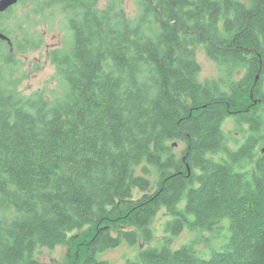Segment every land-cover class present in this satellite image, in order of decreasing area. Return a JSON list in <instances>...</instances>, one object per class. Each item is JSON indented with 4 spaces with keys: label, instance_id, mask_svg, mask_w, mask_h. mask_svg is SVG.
Instances as JSON below:
<instances>
[{
    "label": "trees",
    "instance_id": "trees-1",
    "mask_svg": "<svg viewBox=\"0 0 264 264\" xmlns=\"http://www.w3.org/2000/svg\"><path fill=\"white\" fill-rule=\"evenodd\" d=\"M53 2L71 31L51 53L60 94L23 95L0 64V264H40L39 247L82 228L75 260L113 264L98 253L149 244L162 208L168 235L127 264H264V0H137L133 14L125 0ZM199 48L217 78L200 81ZM228 116L250 125L236 149ZM172 141L186 144L179 158ZM143 162L159 173L151 192L135 172ZM134 188L119 221L130 229L117 228ZM226 218L230 238L209 258L193 242L172 247L183 229Z\"/></svg>",
    "mask_w": 264,
    "mask_h": 264
},
{
    "label": "rangeland",
    "instance_id": "rangeland-1",
    "mask_svg": "<svg viewBox=\"0 0 264 264\" xmlns=\"http://www.w3.org/2000/svg\"><path fill=\"white\" fill-rule=\"evenodd\" d=\"M51 2L52 0H23L21 5L14 7L11 12L4 14L1 18L5 20L1 21V24L8 25L10 32L9 35H6L10 37L11 42L8 41V45L0 42V53L8 67L14 71V77L19 80L16 87L17 92L23 95L41 91L47 96L55 97L65 88V83L57 76L56 67L47 49L54 45L67 46L71 41V31L62 10L53 4L51 6ZM125 5L130 14L136 12L137 0H125ZM32 11L35 13L27 15ZM196 58L201 66L200 81L218 77V68L204 49L199 48L197 50ZM261 87L264 90V81ZM257 111L264 115V102L258 106ZM223 130L227 136L225 146L229 149H236L251 132L247 121L245 119L237 121L235 116L226 117L223 122ZM260 132L264 135V130H260ZM170 143L173 144L172 152L176 157H181L185 149V142L172 141ZM135 172L136 175L149 178L151 182L150 192L158 186L159 173L155 167L147 162L135 166ZM141 193L138 188H134L132 197L119 201L120 214L117 213L113 218L117 228L130 229L128 225L119 222L122 221L120 217L127 206L133 203ZM185 204V199H182L178 206L183 208ZM170 219L172 216L168 214L167 210L165 208L160 209L151 225L154 231V239L149 244L143 242L142 239H140L138 246L124 241L115 248H108L99 252L97 257L109 259L113 264H127V260L135 259L143 247L161 245L168 235L166 225ZM229 226L230 221L226 218L224 221L215 224L212 229L191 230L185 228L172 238V247L175 249L193 242L199 255L203 258H209L212 253L221 251L228 242L231 235ZM85 229L69 232L65 241L55 247H39L36 256L40 264H80L79 261L75 260L77 244L74 240ZM113 233L117 234L116 231Z\"/></svg>",
    "mask_w": 264,
    "mask_h": 264
},
{
    "label": "flooded vegetation",
    "instance_id": "flooded-vegetation-1",
    "mask_svg": "<svg viewBox=\"0 0 264 264\" xmlns=\"http://www.w3.org/2000/svg\"><path fill=\"white\" fill-rule=\"evenodd\" d=\"M22 1L23 0H19L17 3H15L14 5H12L10 8H14V7H16V6H19V5H21L22 4ZM52 4L54 5V6H56L57 7V5L53 2V0H52V2H51V6H52ZM0 13H2V16H1V18H3V16H4V14L6 13V11L5 12H0ZM1 21H4V20H2V19H0V24H1ZM0 32H3L2 30H0ZM4 33V32H3ZM1 40H5V39H0V41ZM6 42H8V40H6ZM9 44V43H8ZM49 45V44H48ZM68 46V45H67ZM67 46H65V47H67ZM65 47H62V46H58V45H54L53 47H50L49 49H47V52L49 53V55H50V57H51V53H52V51L53 50H56V49H62V48H65ZM52 59V58H51ZM0 64H1V66L3 67V68H7L8 67V65L5 63V60L3 59V55L0 53ZM42 67V66H41Z\"/></svg>",
    "mask_w": 264,
    "mask_h": 264
},
{
    "label": "water",
    "instance_id": "water-1",
    "mask_svg": "<svg viewBox=\"0 0 264 264\" xmlns=\"http://www.w3.org/2000/svg\"><path fill=\"white\" fill-rule=\"evenodd\" d=\"M19 0H0V12L7 11L12 5L17 3ZM0 39H5L11 42L10 37H8L5 33L0 32Z\"/></svg>",
    "mask_w": 264,
    "mask_h": 264
}]
</instances>
